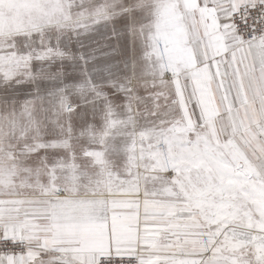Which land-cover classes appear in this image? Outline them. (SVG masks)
<instances>
[{
	"label": "snow or ice",
	"instance_id": "snow-or-ice-1",
	"mask_svg": "<svg viewBox=\"0 0 264 264\" xmlns=\"http://www.w3.org/2000/svg\"><path fill=\"white\" fill-rule=\"evenodd\" d=\"M0 264H264V0H0Z\"/></svg>",
	"mask_w": 264,
	"mask_h": 264
}]
</instances>
